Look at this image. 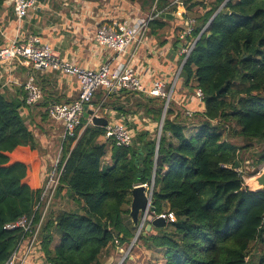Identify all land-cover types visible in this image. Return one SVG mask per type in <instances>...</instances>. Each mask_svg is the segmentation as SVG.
I'll return each instance as SVG.
<instances>
[{
  "label": "trees",
  "instance_id": "16d2710c",
  "mask_svg": "<svg viewBox=\"0 0 264 264\" xmlns=\"http://www.w3.org/2000/svg\"><path fill=\"white\" fill-rule=\"evenodd\" d=\"M153 1L159 13L149 23L151 31L167 21L166 0ZM178 7L191 21L179 41L194 43L181 76L193 92L201 89L202 110L171 117L170 99L158 144L155 135H138L129 147L110 141L108 148L100 142L104 127L82 117L74 135L62 139L55 189L57 197L65 188L78 207L43 216L36 244L44 263L101 264L99 256L109 246L129 243L136 233L129 217L131 189L154 174L151 206L159 213L167 205L175 218L138 238L159 253L161 264H264V192L249 189L237 171L244 162L241 151L254 144L258 150L247 162L252 168L264 164V0H178L168 11ZM41 90L37 103L45 110L39 114L51 118L48 91ZM164 102L155 98L158 118ZM29 106L5 95L0 85V264L22 235L20 228L3 225L34 211L37 223L45 205L42 201L35 210L46 176L30 184L22 156L27 148L40 147L33 132L39 123L26 116ZM192 123L195 131L187 135ZM225 128L228 136L241 138L240 146L222 139ZM107 153L109 165L103 163ZM54 234L58 239L51 246ZM254 244L261 254L250 259Z\"/></svg>",
  "mask_w": 264,
  "mask_h": 264
},
{
  "label": "crops",
  "instance_id": "0c3cea01",
  "mask_svg": "<svg viewBox=\"0 0 264 264\" xmlns=\"http://www.w3.org/2000/svg\"><path fill=\"white\" fill-rule=\"evenodd\" d=\"M175 1L166 0L163 10L169 12L170 5ZM154 3L153 0H45L31 9L27 17L18 20L13 13L11 0H0V47L5 46L15 36L35 34L49 44L55 55L80 67L95 70L100 65L107 64L111 71L120 64L132 67L145 91H149L154 81H164L166 91H171V117L186 109L192 112L202 110V102L195 98L192 89L184 85L181 76L180 50L183 45L179 39L184 38L188 27L182 17L183 9L178 7L176 12H170L179 13L180 17L167 19L162 28L154 31L148 28L144 39L138 44L130 45L123 53L116 54L95 39L99 24L132 23L154 10ZM195 9L200 12L202 10L199 6ZM30 68L17 60L0 61V85L3 93L21 100L24 95L22 84L29 73H32L40 88L48 91L46 104L71 102L77 97L79 84L75 77L51 70L37 71ZM155 98L156 96L146 92L121 90L107 95L104 90L98 89L88 109L107 119L108 123L123 122L131 133L132 142L138 135H155L157 139L165 113L162 111L159 118L156 116ZM44 110L45 106L38 103L25 108L26 116L32 115L33 120L39 123V130L33 129L39 150L48 148V163L45 157L39 156L30 148L21 154L27 160L28 182L32 185L36 180L41 182L44 179L47 164L48 169H51L50 163L56 143L61 141L62 144V123L48 116L41 117L39 112ZM89 119H86L87 122ZM89 123L92 124L91 121ZM110 141L105 136L100 138V142L106 143L108 148ZM139 156L141 157L140 154ZM103 163L111 164L109 153L104 157ZM31 165L33 168H30ZM65 192L64 188L57 197L54 192L52 209L65 199L74 202ZM40 263L44 262L41 250L36 246L26 264Z\"/></svg>",
  "mask_w": 264,
  "mask_h": 264
},
{
  "label": "built area",
  "instance_id": "2783aa9c",
  "mask_svg": "<svg viewBox=\"0 0 264 264\" xmlns=\"http://www.w3.org/2000/svg\"><path fill=\"white\" fill-rule=\"evenodd\" d=\"M44 1L45 0H11L13 13L16 19H24L28 16V12L31 9H34ZM174 3H178V0ZM158 13L159 12H154V10H152L148 15L138 18L132 23H101L96 29L95 39L100 45L111 49L116 54L123 53L130 45L138 44L144 39L150 21ZM190 30L191 29L188 27L186 33H189ZM193 44L194 43L186 44L184 47L182 46L180 50L182 54V64L190 53ZM12 60H17L20 63L26 64L28 67H31L30 69L32 70H51L63 75L75 77L78 81L79 92L74 100L71 102H50L46 107L48 115L52 119L62 123V139L74 135L77 125L81 118L84 117L85 105L89 106L91 104L98 89L104 90L107 95L121 90H128L138 93L146 92L148 95L163 98L165 100L163 113H165L171 96V91H166L165 83L162 80L154 81L149 91H145L138 74L132 67L126 64H120L112 71L107 64L100 65L97 69L93 70L80 67L70 61L61 59L52 52L48 43L42 41L41 38L35 34L15 36L5 46L0 47V61ZM22 89L24 92L23 99L27 105L35 104L42 99V90L36 83L32 73H29L22 84ZM194 96L197 100L202 101L203 93L201 89L197 88L194 91ZM184 113L190 116L192 111L186 109ZM104 129L105 138L113 141L116 146L129 147L132 144L131 133L123 122L107 123ZM159 129H161V124ZM60 171L61 168L58 167V161H56L46 174L41 196L39 202L35 206V210L42 201H45V208L50 203L58 184ZM238 172L241 173V171ZM141 184L145 185L146 195L149 197V204L151 205L154 174L151 176L149 182ZM44 212L45 210H43L37 223L34 221V211L29 216H21L15 221L3 225V229L11 230L20 228L22 231V235L16 247L3 264L27 263L29 255L33 253L37 246V234ZM147 217H160L164 219L165 223H171L175 218L174 213L168 209L159 213H155L154 210L150 211L148 209L144 220ZM27 235H30L29 239Z\"/></svg>",
  "mask_w": 264,
  "mask_h": 264
},
{
  "label": "rangeland",
  "instance_id": "374dc122",
  "mask_svg": "<svg viewBox=\"0 0 264 264\" xmlns=\"http://www.w3.org/2000/svg\"><path fill=\"white\" fill-rule=\"evenodd\" d=\"M205 1L209 2L211 0H205ZM170 99H171L170 101H172L171 96H170ZM170 105H171V102H170ZM26 120H27V122H29L28 118H26ZM192 126H193V123H192V125H190L191 129L189 131H186L187 135H190L191 133H193L195 131V128ZM228 133H229L228 128H225V130L223 131L222 139L227 140L229 143L234 144L237 147L242 144V140L240 137L235 136V135L234 136H228ZM61 140H62V138H61ZM60 149H61V141H58L56 143V148L53 151V157H52V161L50 163V167H52L54 165V163L56 161H58ZM257 150L258 149L256 148L255 144H254V147H253V145L249 146L248 149H246V151L242 150L241 151L242 152V158L244 159L243 166L237 168L238 171H241V173H243L242 177H243L244 184L249 189H253L255 187L251 181L252 177L257 175L264 168V164L259 165L257 167H253V168L251 167V164H250L251 158H249V156H252V154H255V152ZM36 152L38 153L39 156L45 157L47 160V163H48V148H46L45 150H38L37 149ZM247 161H249L250 163ZM33 165H35V163ZM245 167H248V172H244L243 168H245ZM30 168H33L32 165ZM48 170L49 169H48V164H47L46 171L48 172ZM47 172H46V174H47ZM249 173H251V174H249ZM46 174H45V176H46ZM51 200L52 201H50V203L47 205L46 208H45V205L43 207V210H45V212H44L45 216H48L49 213H52L55 215L59 211L74 210V209H77V207H78V203L76 204L75 201L72 202L70 200L65 199L63 201H60L59 206L56 205V207H54L52 209L51 205H53V197ZM167 208H168L167 205H165L163 207V210H166ZM148 220H149V217H147L144 220V222L142 224V228H140L139 230L136 227V232L138 230V235L140 233L144 232L143 231V225H145V223ZM57 239H58L57 234H54V240L51 243V246H53L57 243ZM261 250H262V247H260L259 244L252 245L250 248L248 258L255 259L257 256H259L261 254ZM162 261H163V259L159 255V253L157 251H154V250H147L143 244V241L140 240L138 238V236L136 238L133 237L129 243L123 244L121 247H118L117 249L109 246L99 256V262L101 264H161Z\"/></svg>",
  "mask_w": 264,
  "mask_h": 264
},
{
  "label": "water",
  "instance_id": "95a60500",
  "mask_svg": "<svg viewBox=\"0 0 264 264\" xmlns=\"http://www.w3.org/2000/svg\"><path fill=\"white\" fill-rule=\"evenodd\" d=\"M221 6L215 11V13L212 15L211 19L219 11ZM162 15L166 19H172L174 16L180 17L179 13L172 14L170 12H164ZM185 22H186V25H189L188 20H186ZM84 110L85 111H84L83 116L86 119L90 118V121L93 125L101 126V127H104L107 125V123H108L107 119H105L101 116L95 115L94 111L91 109H88L87 105H85ZM162 120H163V117H162ZM159 136H160V132L158 133V137L156 139V144H158ZM156 150H157V145H156ZM138 160H141V157H139ZM251 181L255 186L251 190L264 192V168L257 175L252 177ZM148 209L150 211H153L154 208L149 204V197L146 195L145 185H143V184L135 185L131 189V201H130V205H129V217H130L133 225L135 227H137L138 230L140 228H142V224L144 222V217H145V214H146ZM164 224H165V221L163 218L154 217V218L150 219V221L148 223L145 224V231L143 232V234H146V232L151 228V226H163ZM138 230L135 233L134 238H136L138 236Z\"/></svg>",
  "mask_w": 264,
  "mask_h": 264
}]
</instances>
